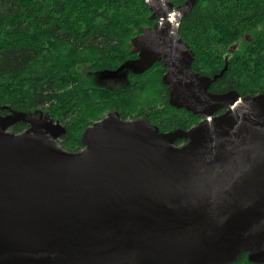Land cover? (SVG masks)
I'll list each match as a JSON object with an SVG mask.
<instances>
[{
  "label": "water",
  "instance_id": "water-1",
  "mask_svg": "<svg viewBox=\"0 0 264 264\" xmlns=\"http://www.w3.org/2000/svg\"><path fill=\"white\" fill-rule=\"evenodd\" d=\"M197 1L145 0L156 22L117 71L163 62L170 105L203 116L196 127L111 112L72 153L48 114L0 115V264H264V94L212 93L193 69L180 26Z\"/></svg>",
  "mask_w": 264,
  "mask_h": 264
},
{
  "label": "trees",
  "instance_id": "trees-1",
  "mask_svg": "<svg viewBox=\"0 0 264 264\" xmlns=\"http://www.w3.org/2000/svg\"><path fill=\"white\" fill-rule=\"evenodd\" d=\"M151 15L145 0H0V115L48 114L66 129L59 143L72 153L84 148L87 128L115 111L162 134L196 127L203 116L170 106L163 62L141 76L117 72L136 60L130 42L153 27ZM180 36L195 54L193 69L215 79L212 93L264 94V0H198ZM29 128L22 121L11 130ZM232 264L253 263L244 253Z\"/></svg>",
  "mask_w": 264,
  "mask_h": 264
},
{
  "label": "flooded vegetation",
  "instance_id": "flooded-vegetation-1",
  "mask_svg": "<svg viewBox=\"0 0 264 264\" xmlns=\"http://www.w3.org/2000/svg\"><path fill=\"white\" fill-rule=\"evenodd\" d=\"M133 55H136V54H133ZM137 58H138V56L136 55V58H135V59H137ZM157 63H158V62H157ZM154 66H155V65H154ZM150 69H151V68H150ZM150 69H149V70H150ZM149 70H148V71H149ZM167 70H168V69H167ZM167 70H166V72H167ZM148 71H146L145 73H143V74H141V75L146 74ZM166 72H165L164 74H166ZM133 73H134V72H133ZM134 74H135V73H134ZM135 75H136V74H135ZM141 75H137V76H141ZM163 76H164V75H163ZM163 76H162V78H163ZM169 96H170V95H169ZM170 106H171V105H170ZM115 112H116V111H115ZM117 113H118V112H117ZM109 114H110V113H109ZM109 114H108V115H109ZM142 119H144V118H142ZM122 120H123V119H122ZM138 120H139V119H138ZM145 120H146V119H145ZM126 121H134V120H126ZM147 121H148V120H147ZM148 122H149V121H148ZM149 123H150V122H149ZM150 124H151V123H150ZM152 125H153V124H152ZM193 128H194V127H193ZM187 131H188V130H187ZM179 141H183V143L178 144ZM179 141L176 142V144H175L176 146H180V147H181V146H184V145L187 144V141H185V140H179Z\"/></svg>",
  "mask_w": 264,
  "mask_h": 264
},
{
  "label": "rangeland",
  "instance_id": "rangeland-1",
  "mask_svg": "<svg viewBox=\"0 0 264 264\" xmlns=\"http://www.w3.org/2000/svg\"><path fill=\"white\" fill-rule=\"evenodd\" d=\"M130 63H132V62H130ZM41 113H42V112H38V113H36V114H40V115H42V116H45V114H43V113L41 114ZM33 116H34V115H33ZM107 116H108V115H107ZM107 116H106V117H107ZM106 117H105V118H106Z\"/></svg>",
  "mask_w": 264,
  "mask_h": 264
}]
</instances>
